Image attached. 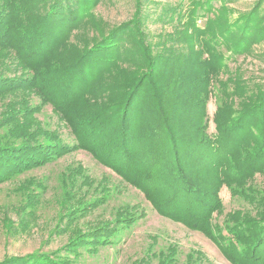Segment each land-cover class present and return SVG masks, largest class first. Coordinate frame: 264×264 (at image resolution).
Instances as JSON below:
<instances>
[{"label":"trees","instance_id":"trees-1","mask_svg":"<svg viewBox=\"0 0 264 264\" xmlns=\"http://www.w3.org/2000/svg\"><path fill=\"white\" fill-rule=\"evenodd\" d=\"M97 1L0 0V51L12 52L20 70L13 77L0 72V96L36 90L53 107L73 140L65 142L51 131L36 135L37 126L24 134L19 131L26 122L24 114L2 110L0 182L51 164L68 153L87 151L141 192L160 216L201 232L230 264H264V217L213 222L214 214L223 207V187L234 196L240 192L238 184L264 172V88L235 107L229 101L238 92L234 83L229 89V82L218 80L226 68L219 47L227 43L241 49L251 41L247 33L252 32L254 21L258 26L259 18L247 17L213 28L209 17L214 10L211 0H187L186 4L182 0L171 8L161 7L160 16H170L168 20L178 23L174 29L181 30L193 46L186 65L170 70L177 71L176 94V85H171L169 91L166 84H158L156 63L153 65L151 48L141 31L148 17L142 16L140 0H136L137 13L130 23L102 32L75 52L68 50L71 53L66 54L60 50L71 34L87 23ZM197 19H205L203 28L196 24ZM257 30L254 28L253 35ZM120 62L143 68L144 77H134L126 85L103 82ZM189 78L203 83L196 94L199 99L204 97L196 108L202 111L199 116L191 112L192 92L186 88L182 92ZM209 95L215 105L211 135L207 132ZM239 95L246 94L240 90ZM101 100L110 104L103 105ZM30 126L33 122L29 119ZM162 130L171 141L163 160L160 148L154 152L151 147L154 153L148 157H154L155 166L138 163V150L147 151L154 133ZM178 140L181 144H176ZM161 176H167V188L158 193L155 189ZM192 176H205L206 180ZM121 224L86 237L78 247L115 244L129 234L128 221L118 223ZM7 264L59 262L35 255Z\"/></svg>","mask_w":264,"mask_h":264},{"label":"rangeland","instance_id":"rangeland-1","mask_svg":"<svg viewBox=\"0 0 264 264\" xmlns=\"http://www.w3.org/2000/svg\"><path fill=\"white\" fill-rule=\"evenodd\" d=\"M180 1L140 0L142 16L148 17L141 25V31L151 48L149 53L153 65L156 63L160 77L158 84H166L169 91L171 85H176V94L179 92L175 78L177 71L170 70L186 65V59L192 56L193 46L184 38L181 30L174 29L178 23L168 20L170 16H160L159 12L161 7L171 8ZM186 2L183 0V4ZM136 4V0H98L87 23L72 33L60 50L66 54L75 52L76 48L94 40L102 32L130 23L137 13ZM211 4L214 10L209 17L213 28L243 21L247 17L259 18L258 26L254 21L252 32L247 33L251 41L241 49H236L235 45L231 48L227 43L219 47L225 57L226 68L218 80L221 83L229 82V89L234 83L238 92L229 101L237 107L239 102H247V97L254 96L256 91L264 88V0H211ZM254 14L257 16H250ZM204 22L205 19L196 20L200 28H203ZM256 27L258 32L253 35ZM0 52H3L0 53V72L10 77L19 74L13 53ZM145 72L143 68L120 62L102 81L126 85L134 77L143 78ZM202 85L197 78H189L187 83H183L182 92L183 88L190 90L188 93L192 92L189 97L194 116L202 112L196 110L204 98L199 99L196 95ZM240 90L246 95H239ZM50 92L54 94L53 90ZM106 102L101 100L103 105L110 104ZM2 110H9L10 114L18 111L24 114L26 122L19 128L24 134H27L25 130L31 132L37 126L39 128L34 131L36 135L51 131L60 135L65 142H73L64 122L59 120L53 107L36 90L1 95L0 118L3 116ZM214 110L215 105L210 98L207 105L209 135L214 133L211 121ZM29 119L33 122L30 128ZM171 121L170 117L169 123ZM166 135L164 130L160 134L154 133L153 144L148 145V150H138V163L155 166L154 157L148 156L158 148L162 161L165 149L171 142ZM176 144L181 142L178 140ZM192 177L206 180L205 176ZM208 177L212 180L211 176ZM149 179H152L151 176ZM157 187L155 191L158 193L166 190L167 176H161ZM236 188L240 192L234 196L226 188L221 189L223 207L214 214V223L245 222L264 217V172L243 181ZM125 220L130 226L129 234L115 244L78 247V243L86 237L125 225H118ZM35 255L56 259L59 264H230L201 232L189 230L160 216L141 192L83 150L68 153L51 164L0 182V264L12 260L19 262Z\"/></svg>","mask_w":264,"mask_h":264}]
</instances>
